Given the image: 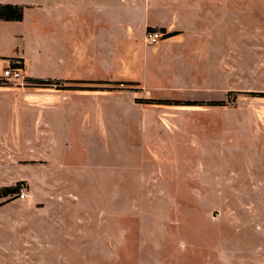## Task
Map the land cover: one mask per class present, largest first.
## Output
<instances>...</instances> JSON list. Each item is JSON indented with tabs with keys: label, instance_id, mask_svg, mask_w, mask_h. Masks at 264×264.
Here are the masks:
<instances>
[{
	"label": "rangeland",
	"instance_id": "rangeland-1",
	"mask_svg": "<svg viewBox=\"0 0 264 264\" xmlns=\"http://www.w3.org/2000/svg\"><path fill=\"white\" fill-rule=\"evenodd\" d=\"M130 3L63 93L1 81L35 13L0 21V264H264V0Z\"/></svg>",
	"mask_w": 264,
	"mask_h": 264
},
{
	"label": "crops",
	"instance_id": "crops-1",
	"mask_svg": "<svg viewBox=\"0 0 264 264\" xmlns=\"http://www.w3.org/2000/svg\"><path fill=\"white\" fill-rule=\"evenodd\" d=\"M130 2L131 0H120L118 5L111 7H107L106 0H47L37 6L10 4L22 6L23 9L31 8L35 13L26 23L24 34H17L23 41V47L15 56L20 60V66L12 65L23 72L28 82L29 79H41L57 83L40 87L29 82L28 88L22 90L21 96H36L37 92L45 94L43 90L50 89L62 90L63 93L67 90L88 89L102 85V82L89 81L86 87L85 82L74 79L75 72L70 66L75 62L73 48L76 38L82 41L87 39L86 42H89L91 25L105 24L108 19L120 16L121 13L118 11L124 7H131ZM25 22L23 13L21 21L8 23L24 24ZM175 34H168V39ZM47 71H51V75Z\"/></svg>",
	"mask_w": 264,
	"mask_h": 264
},
{
	"label": "trees",
	"instance_id": "trees-1",
	"mask_svg": "<svg viewBox=\"0 0 264 264\" xmlns=\"http://www.w3.org/2000/svg\"><path fill=\"white\" fill-rule=\"evenodd\" d=\"M23 15V7L18 5H10V4H0V21L4 22H18L22 20ZM149 32H154V30H149ZM29 82L35 86H50L57 84L50 80H41V79H29ZM260 96L264 97V94ZM19 187V186H18ZM17 189L11 188H2L0 189V198L7 196L9 193L17 191Z\"/></svg>",
	"mask_w": 264,
	"mask_h": 264
},
{
	"label": "built area",
	"instance_id": "built-area-1",
	"mask_svg": "<svg viewBox=\"0 0 264 264\" xmlns=\"http://www.w3.org/2000/svg\"><path fill=\"white\" fill-rule=\"evenodd\" d=\"M144 40L149 45H155L159 42L160 35L156 32L148 33L145 36ZM1 81L5 82L6 84L8 83L17 84L20 81H23V76L19 68L10 66L3 70ZM17 197L19 200L25 199L26 198L25 191L20 190L19 193L17 194Z\"/></svg>",
	"mask_w": 264,
	"mask_h": 264
}]
</instances>
